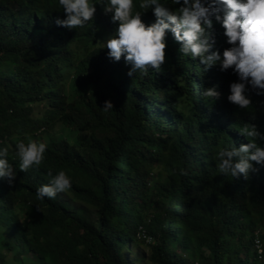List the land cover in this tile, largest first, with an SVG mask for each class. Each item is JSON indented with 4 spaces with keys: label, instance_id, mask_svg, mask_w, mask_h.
I'll return each instance as SVG.
<instances>
[{
    "label": "trees",
    "instance_id": "obj_1",
    "mask_svg": "<svg viewBox=\"0 0 264 264\" xmlns=\"http://www.w3.org/2000/svg\"><path fill=\"white\" fill-rule=\"evenodd\" d=\"M94 7L69 29L56 0H0V147L16 171L0 180V264H264V165L247 178L215 168L219 148L252 139L246 125L264 133V96L227 101L231 68L204 70L167 31L160 70L129 76L101 47L118 21ZM212 33L230 46L216 22ZM212 86L218 97L201 95ZM29 136L46 149L21 171L15 142ZM59 170L71 187L37 199ZM148 238L150 260L132 261Z\"/></svg>",
    "mask_w": 264,
    "mask_h": 264
},
{
    "label": "clouds",
    "instance_id": "obj_2",
    "mask_svg": "<svg viewBox=\"0 0 264 264\" xmlns=\"http://www.w3.org/2000/svg\"><path fill=\"white\" fill-rule=\"evenodd\" d=\"M59 10L66 14L55 24L69 29L82 26L92 20L95 4H103L111 20L118 21L115 33L101 47L107 48V56L130 65L128 75L139 71L146 74L151 68L160 70L165 61V33H171L179 43L178 52L193 59L198 58L207 70L218 65L221 72L231 68L237 81L229 84L227 101L238 108H246L250 102L249 91L264 96V0H171L178 5L166 7L164 0H56ZM141 17L150 24L145 25ZM223 28L226 43L223 51L214 48L213 23ZM202 96L218 97L215 86L205 88ZM264 107V101H260ZM101 111L113 110L105 100ZM243 136L252 138L239 146L230 144L216 152L215 168L222 175L247 178L253 170L252 162L264 165V133L255 124L246 125ZM46 149L40 140L27 137L15 142V157L21 171L39 166ZM6 148L0 147V180L12 185L16 171L6 158ZM50 180L35 188L37 199H52L57 193L71 187L70 177L63 170L48 173Z\"/></svg>",
    "mask_w": 264,
    "mask_h": 264
},
{
    "label": "rangeland",
    "instance_id": "obj_3",
    "mask_svg": "<svg viewBox=\"0 0 264 264\" xmlns=\"http://www.w3.org/2000/svg\"><path fill=\"white\" fill-rule=\"evenodd\" d=\"M157 240L156 239H152V238H148L147 243H145V245H143V247L139 250L132 248V253H130V258L132 261L137 260L138 258H143L144 255L147 261L150 260L151 258V254H152V247L156 246ZM144 254V255H143ZM8 264H11V261L8 262ZM147 264V263H145ZM150 264V263H149Z\"/></svg>",
    "mask_w": 264,
    "mask_h": 264
},
{
    "label": "built area",
    "instance_id": "obj_4",
    "mask_svg": "<svg viewBox=\"0 0 264 264\" xmlns=\"http://www.w3.org/2000/svg\"><path fill=\"white\" fill-rule=\"evenodd\" d=\"M259 243V242H258ZM258 246H259V244H258Z\"/></svg>",
    "mask_w": 264,
    "mask_h": 264
}]
</instances>
